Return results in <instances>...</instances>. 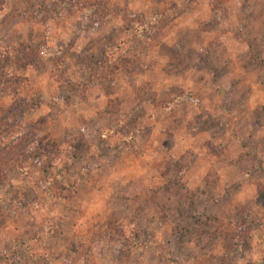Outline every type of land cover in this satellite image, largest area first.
<instances>
[{"label":"rangeland","instance_id":"rangeland-1","mask_svg":"<svg viewBox=\"0 0 264 264\" xmlns=\"http://www.w3.org/2000/svg\"><path fill=\"white\" fill-rule=\"evenodd\" d=\"M5 39L0 264H264V0H0Z\"/></svg>","mask_w":264,"mask_h":264},{"label":"trees","instance_id":"trees-1","mask_svg":"<svg viewBox=\"0 0 264 264\" xmlns=\"http://www.w3.org/2000/svg\"><path fill=\"white\" fill-rule=\"evenodd\" d=\"M88 11L90 8H87ZM156 21L148 22L142 15H135L132 16L131 19L127 22V27L131 30V33L136 38H143L146 37V35H149L154 32ZM21 47H28L32 48L35 47V44H14L10 45L8 40L5 39L3 41V44L0 45V56L2 58H12L20 55L22 52ZM29 50H26L28 52ZM29 62H33L32 60L25 59L22 63V67L24 68L26 65L29 64ZM35 64V63H34ZM180 100V96H174V99L171 101L173 105L177 104V102ZM157 104V103H156ZM166 105V104H165ZM172 105V106H173ZM162 108L165 111L170 112V104L168 103L166 106L162 105ZM138 110V109H137ZM129 118V117H128ZM131 124V120H127V118H124L120 120L113 128L108 129L112 133H120L121 138L128 139L130 138L129 134L127 133V127ZM13 133H22L19 129L15 130L14 132L10 133L8 136H12ZM107 134V131H105ZM12 138V137H11ZM10 138V140H11ZM36 141V142H35ZM25 142V141H24ZM30 143H34L35 147L33 148V152L29 155L26 154L27 158H32L36 160L38 163H40L42 170H47L49 168H57L59 167V156L53 154V150L56 151L57 149V141L54 138H51L49 136V133L42 135L40 137L38 136H31L28 140ZM25 144V143H24ZM80 143H77L75 145L79 146ZM23 147L16 148L13 150V153H10L9 160L10 161H17L19 160L20 156L22 155ZM25 156V155H24ZM184 169V168H183ZM183 169L182 172H183ZM134 243H129L126 250L130 249L133 246Z\"/></svg>","mask_w":264,"mask_h":264}]
</instances>
